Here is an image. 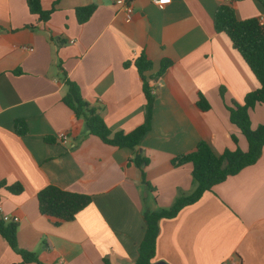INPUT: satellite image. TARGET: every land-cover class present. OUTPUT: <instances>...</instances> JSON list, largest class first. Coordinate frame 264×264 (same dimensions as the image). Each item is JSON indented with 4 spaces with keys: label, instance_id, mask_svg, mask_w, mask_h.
Masks as SVG:
<instances>
[{
    "label": "crops",
    "instance_id": "1",
    "mask_svg": "<svg viewBox=\"0 0 264 264\" xmlns=\"http://www.w3.org/2000/svg\"><path fill=\"white\" fill-rule=\"evenodd\" d=\"M40 1L45 10L54 7L47 22L29 12L26 0H0V183L24 187L18 195L0 188V221L18 217L19 248L42 264H135L145 210L169 208L195 189L192 166L176 167L173 159L202 140L218 156L236 148L233 137L248 150L228 107L243 104L260 84L229 37L215 31L214 15L229 4L239 20L259 19L264 5L169 0L160 9L152 0H133L127 23L122 4L110 0ZM90 5L93 15L80 24L76 9ZM141 53L153 62L149 75L162 60L172 61L162 77L150 80L155 106L140 146L148 159L144 174L132 150L85 133L84 121L63 102L66 73L113 132L139 127L145 121L142 81L133 64H124ZM199 94L210 110L197 107ZM250 118L252 129L263 125L264 104H256ZM17 119L27 124L23 137L15 132ZM62 132L66 144L58 138ZM49 185L87 194L92 202L75 220L56 226L38 206L37 194ZM19 263L0 235V264ZM152 264H264V149L255 165L161 220Z\"/></svg>",
    "mask_w": 264,
    "mask_h": 264
},
{
    "label": "trees",
    "instance_id": "2",
    "mask_svg": "<svg viewBox=\"0 0 264 264\" xmlns=\"http://www.w3.org/2000/svg\"><path fill=\"white\" fill-rule=\"evenodd\" d=\"M264 5V0H259ZM29 12L38 17L40 22L50 20L54 7L45 10L40 0H26ZM94 5L76 9L77 20L80 24L87 22L93 15ZM214 29L217 33L226 34L231 40L232 46L241 54L260 86L246 95L243 104L234 103L228 107L230 121L236 125L248 142V150L243 151L238 147V140L233 137L236 145L234 150H226L221 156L216 155L210 144L200 141L196 149L190 153L180 155L173 159V165L192 166V176L195 189L188 195L179 196L172 206L158 211L145 210L143 219L145 223L144 238L139 246L138 258L135 264H152L156 256L157 240L160 232V222L164 219H173L181 210L198 202L206 192L212 191L213 187L224 182L227 178L235 176L246 167L255 165L263 154L264 149V124L252 129L250 110L256 104H264V28L259 24V19L251 18L239 20L235 9L229 4L220 5L214 15ZM133 64L137 69L141 81L142 91L145 98V121L142 125L131 132H113L99 115L83 98L79 85L63 75L67 92L63 97L64 104L72 110L77 119H82L85 125V133L98 137L105 144L118 148H128L133 151V162L143 174L148 164V159L140 153V146L152 128L155 95L150 86V80L162 77L172 65L169 59L162 60L159 70L153 75V62L146 54L141 53L132 62L125 63V67ZM18 72V71H17ZM221 94L223 91L221 90ZM197 107L205 112L210 110V104L206 98L199 94ZM14 129L18 136H25L28 127L24 120L17 119ZM50 140L49 138L46 139ZM148 185V184H147ZM149 186V185H148ZM18 195L24 191V187L17 183L7 186L0 183V188ZM39 211L49 217L52 223L59 226L65 222L75 220L77 214L87 208L92 198L87 194L65 191L57 186L49 185L37 194ZM18 225L16 222L5 223L0 221V235L8 243L11 250L21 257V263L42 264L38 256L29 251L19 248L17 242Z\"/></svg>",
    "mask_w": 264,
    "mask_h": 264
},
{
    "label": "built area",
    "instance_id": "3",
    "mask_svg": "<svg viewBox=\"0 0 264 264\" xmlns=\"http://www.w3.org/2000/svg\"><path fill=\"white\" fill-rule=\"evenodd\" d=\"M112 3H121L124 13V18L127 23H130L134 18V2L133 0H110ZM169 0H152L153 4L160 9H164ZM226 2H231V0H226ZM259 24L264 28V17L259 18ZM24 50L33 51V48L22 46ZM58 138L62 143L66 144L68 142V134L65 132L59 133ZM19 219L15 217L13 222H17Z\"/></svg>",
    "mask_w": 264,
    "mask_h": 264
}]
</instances>
